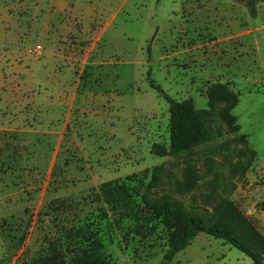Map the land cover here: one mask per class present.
Instances as JSON below:
<instances>
[{
	"label": "rangeland",
	"instance_id": "obj_1",
	"mask_svg": "<svg viewBox=\"0 0 264 264\" xmlns=\"http://www.w3.org/2000/svg\"><path fill=\"white\" fill-rule=\"evenodd\" d=\"M80 1L84 8L75 13L72 9ZM178 1H129L131 9L111 28L126 37L121 46L124 53L117 52V44L106 42L111 30L101 47L104 58L111 62L100 76L104 98L77 97L74 101L50 176L44 171L48 165L46 144L54 143L55 138L40 130L34 141L37 149L43 150L36 160L26 158V152L30 148L36 151V147L28 146L25 152L23 146L22 159L13 154L19 150L13 151L8 140L6 155L0 160V207L15 201L23 210L14 226H9V219L0 222V264H45L53 254L68 262L72 252L86 247L82 235L100 244L108 264H162L168 250L163 227L143 220L145 213L140 214L142 220L123 217L122 210L112 212L101 202L100 184L112 181L129 185L132 208L144 210L143 197L150 204L166 197L182 203L187 213L207 220L214 212L205 201L213 195L234 204L264 237V3L258 5L252 18L241 4L209 0L226 5L241 28L250 33L221 42L207 54L206 50L192 49L195 38L176 34L183 20L192 25L188 12L179 15L175 11ZM100 19L94 0H0V25L6 28V37L0 41L8 49L17 48L21 58L20 66L5 68V81L0 77V91H6L0 93H6L7 109L14 106L21 111L7 114L9 121L16 115H27V93L50 92L54 99V90L73 86V76L58 74L48 59L43 60L50 52V58L56 60L53 54L58 57L79 38L90 36ZM69 27L78 31L79 37L68 34ZM191 28L187 30L198 33L196 26ZM228 30L222 28L218 35H228ZM94 44V40L81 44V55L87 56V62L79 69L73 67L74 71L82 70L79 89L91 92L100 85L90 75L96 69L90 63L99 46ZM37 45L42 49L40 55L26 53ZM178 50L185 52L172 56ZM150 83L176 101L192 99L197 109L206 110L204 120L211 139L195 148L193 156H158L169 146L168 103ZM218 84L238 97L231 111L240 127L236 133H231L218 116L224 101L218 99L213 109L208 108L207 94ZM25 89V94L18 93ZM47 102L40 100V105L52 108L53 113L60 107L58 100ZM100 111L112 118L113 129L94 120ZM54 116L56 121L63 118ZM262 259L264 264V254ZM169 264L252 262L239 250L198 234Z\"/></svg>",
	"mask_w": 264,
	"mask_h": 264
},
{
	"label": "crops",
	"instance_id": "obj_2",
	"mask_svg": "<svg viewBox=\"0 0 264 264\" xmlns=\"http://www.w3.org/2000/svg\"><path fill=\"white\" fill-rule=\"evenodd\" d=\"M130 0H94V7L100 14V22L97 25V28L94 30V32L90 36L81 37L78 39L74 45L69 48L68 50L64 51L63 54H59L58 57H54L51 59V52L47 53L44 62L48 59L50 64L59 71L58 74H63L65 77L70 76L73 79V86H70L67 88L62 89L61 91H55L54 90V99L50 98L51 94L50 92H47L43 95H35L33 92L27 93L25 95V99L29 97V100L27 99L26 102H30V106L27 110V115H16V117H13V120L9 121L7 118V114L13 112L14 114L20 113L21 111L18 110V108L12 106L11 108L6 107V102L4 100V95L6 93H0V99H2V102H0V105L3 104V106H0V160L3 161L4 154L6 155V143L8 144V140L12 143L9 144L11 149L14 151L16 149L19 150V152H13L16 157H19L23 159L24 154H21L22 152L20 149L25 146V152L27 151L28 146L36 147L37 149V143H35L36 139L38 138L40 134V130L42 129V132L46 134V137L48 138H55L54 143H47V156L46 160H48V165L45 166L44 171L50 176L53 172L56 160L58 158V152L60 151V145L63 140V135L65 130L69 127L70 124V118L71 113L74 110V101L77 99V97L81 98H92L95 97L96 99L102 100L104 98L105 92L103 90V85L100 83L102 75H104L107 68L111 66V62H107V60L103 56V50L101 47H104V38L110 32L112 25L114 22L118 19V17L124 13L125 11H129L131 9V4L129 3ZM211 1V0H210ZM84 8L83 1L76 2L73 11L75 13H79ZM175 11L177 14L180 15V13H183V11L188 12L190 15L191 23L192 25L189 26L187 23H184V20L182 23H179L178 28L176 27V34L182 37H189L191 36L193 39V50H206V53L213 52L218 44L224 41L232 40L233 38H243L246 37L250 32L246 29L241 28V23H238L235 19V13L230 10L226 5H222L221 2L215 4L213 2L212 4L209 3V0H179L178 3L175 5ZM231 13V14H230ZM176 19H180L179 17H176ZM182 20V19H181ZM196 26L198 29L197 32L188 31V27ZM222 28H226L229 31L228 35H218L220 30ZM5 27L1 24L0 25V38L6 37L5 34ZM67 33V31H66ZM74 34L75 37H79V32L73 29L72 27L68 28V34ZM218 35V36H216ZM67 36V35H66ZM65 36V37H66ZM205 36V37H204ZM68 38V37H67ZM125 36L121 35L120 33H117L115 31L111 30V37L107 39L106 42H111L117 44L115 48L119 49L117 51L120 55L124 53L123 48H121L123 41L125 40ZM94 40L95 44H99L98 51L96 53V57L93 61V63L90 65H93L96 69H93L90 71L91 79L92 80H98L100 85L97 89L94 88V92H91L89 89L82 88L79 89V83L81 77V71H74L73 67L77 66L82 67L87 62V56L81 55L80 46L85 41H91ZM196 41V42H195ZM19 46V45H18ZM120 46V47H119ZM119 47V48H118ZM94 46L89 48V50L93 49ZM191 51V50H189ZM184 50H178L172 54V56L180 55L184 53ZM18 49L17 48H11L8 49L7 44H4L2 41H0V67L3 68L4 73L1 74L0 70V77L2 78V81H5L4 74L7 72L5 68L12 66H20V59L18 56ZM85 55L88 54V52H84ZM65 61L63 65H61L60 60ZM84 59V61H82ZM31 62V61H30ZM126 62H122L121 65H124ZM130 64V63H126ZM69 77V78H70ZM0 78V79H1ZM1 81V80H0ZM5 88V85H1ZM6 89V88H5ZM22 92H18L19 94H25L27 90H22ZM32 91V90H31ZM0 92H6V91H0ZM16 94V93H15ZM15 96V95H14ZM40 100H48L49 101H59L60 107L54 109V113L52 108L40 105ZM65 106H67L66 109H64ZM24 113V112H23ZM25 114V113H24ZM62 115L63 118L60 121H56L54 118L56 116ZM101 114H105V112L100 111V115L94 119L97 120L99 123L109 124L111 129L114 127V121L112 118H106L102 116ZM90 116V115H89ZM91 120V119H89ZM57 130L58 132H54ZM56 134H57V140H56ZM35 140V141H34ZM35 143V144H34ZM51 146V147H50ZM40 150H43L41 147L39 150L37 149L34 151V149L30 148L26 153L27 159L36 160L37 155ZM30 151V152H29ZM45 153V152H44ZM23 164V162H22ZM37 168V167H35ZM16 173H12V177H15ZM49 178V177H48ZM101 186V184H100ZM59 193V190L56 192V194ZM42 199L40 198V202L38 203V207L36 209V212H39ZM17 202H13L12 205H8L5 207H0V222L3 219H9L11 221H7L10 223L9 226H14L16 222V217L21 215L22 213V205L17 206ZM13 218V219H12ZM15 220V221H14ZM12 230V228H11Z\"/></svg>",
	"mask_w": 264,
	"mask_h": 264
},
{
	"label": "trees",
	"instance_id": "obj_3",
	"mask_svg": "<svg viewBox=\"0 0 264 264\" xmlns=\"http://www.w3.org/2000/svg\"><path fill=\"white\" fill-rule=\"evenodd\" d=\"M230 1L243 5L252 18L257 15L258 5L264 3V0ZM150 87L161 94L168 103L169 146L167 150L158 153V156H193L195 148L211 139V130L204 120L206 110L197 109L192 99L176 101L152 83ZM218 99L225 103L218 111L220 120L231 133L238 132L240 127L236 124L235 116L231 114L238 103L237 95L228 91L225 85L218 84L214 85L207 94L210 110L214 108ZM129 180L130 178L126 179ZM129 190L130 187L125 182H107L100 186L99 197L112 212L122 210L123 217H133L136 220H142L140 214L145 213L143 220L156 222L163 227L168 250L162 256V264L172 262L198 234H205L239 250L251 260L252 264H263L264 237L234 204L208 195L205 202L207 205H212L214 217L207 220L187 213L182 203L171 202L166 197L155 204H150L143 197L144 210L138 206L132 208ZM119 207L121 209H118ZM136 226L138 229L141 228ZM82 238L85 239L83 243L86 247L72 252L68 262L59 254H53L45 264H108L101 253L100 244H96L84 235Z\"/></svg>",
	"mask_w": 264,
	"mask_h": 264
},
{
	"label": "built area",
	"instance_id": "obj_4",
	"mask_svg": "<svg viewBox=\"0 0 264 264\" xmlns=\"http://www.w3.org/2000/svg\"><path fill=\"white\" fill-rule=\"evenodd\" d=\"M41 47L39 46V45H37V46H35L34 48H32V49H28L27 51H26V53L28 54V55H31V56H37V55H40L41 54Z\"/></svg>",
	"mask_w": 264,
	"mask_h": 264
}]
</instances>
